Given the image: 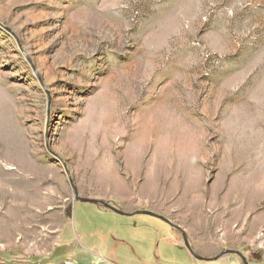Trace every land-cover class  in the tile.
<instances>
[{
	"label": "rangeland",
	"instance_id": "obj_1",
	"mask_svg": "<svg viewBox=\"0 0 264 264\" xmlns=\"http://www.w3.org/2000/svg\"><path fill=\"white\" fill-rule=\"evenodd\" d=\"M0 141V264H264V0H0Z\"/></svg>",
	"mask_w": 264,
	"mask_h": 264
},
{
	"label": "crops",
	"instance_id": "obj_2",
	"mask_svg": "<svg viewBox=\"0 0 264 264\" xmlns=\"http://www.w3.org/2000/svg\"><path fill=\"white\" fill-rule=\"evenodd\" d=\"M140 214V213H138ZM162 220V219H161ZM171 227V226H170ZM100 233L99 236H96L94 232H90L88 235H85V239H88V240H92L90 241L89 245L90 247L92 246H99L102 250H103V247L106 248V243L109 242V239H111V243H110V246L111 248L114 247V249L119 245L123 244L124 245V240H120L118 238H116V240L112 239L109 235L107 234H102L100 231L98 232ZM116 237V236H115ZM87 248V247H86ZM187 248V247H186ZM188 249V248H187ZM189 251V250H188ZM190 252V251H189ZM191 253V252H190ZM191 255L194 257V258H197L196 256H194L192 253ZM201 256V255H200ZM103 257V256H102ZM104 257H105V254H104ZM201 257H204V258H208V257H205V256H201ZM209 259V260H208ZM207 260L206 259H200L198 258L197 260L201 262V264H203L202 262H213V261H216L217 264H243V262L241 261V258L237 257V256H231L230 258H220V259H211V258H208ZM205 264V263H204Z\"/></svg>",
	"mask_w": 264,
	"mask_h": 264
},
{
	"label": "water",
	"instance_id": "obj_3",
	"mask_svg": "<svg viewBox=\"0 0 264 264\" xmlns=\"http://www.w3.org/2000/svg\"><path fill=\"white\" fill-rule=\"evenodd\" d=\"M75 200H79V201H83V202H91V203H99V204H102V205H105L107 208H109L110 210L118 213V214H121V215H133V213H128V212H125V211H121L117 208H115L114 206L106 203V202H103V201H100V200H96V199H89V198H84V197H80L78 192L75 190ZM137 213H140V214H146V215H151V216H154V217H158L160 219H164L165 222L169 223L170 225H173L171 221H169L167 218H165L164 216L158 214V213H155L153 211H148V210H142V211H138ZM186 247L188 248V250L196 257L200 258V259H208V258H204V257H201V256H198L195 254L194 250L192 249V247L189 245L187 239H186ZM235 254L239 255L243 261L244 264H249V262L247 261L246 257L242 254V252L240 251H234ZM218 258V257H217ZM217 258H214V259H217ZM209 260V259H208Z\"/></svg>",
	"mask_w": 264,
	"mask_h": 264
},
{
	"label": "bare ground",
	"instance_id": "obj_4",
	"mask_svg": "<svg viewBox=\"0 0 264 264\" xmlns=\"http://www.w3.org/2000/svg\"><path fill=\"white\" fill-rule=\"evenodd\" d=\"M100 103H101V102H100ZM102 103H103V101H102ZM102 105H103V104H102ZM108 106H109V105H108ZM109 109H110V108H109ZM109 109H108V110H109ZM0 142H1V141H0ZM1 157H2V156H1Z\"/></svg>",
	"mask_w": 264,
	"mask_h": 264
}]
</instances>
